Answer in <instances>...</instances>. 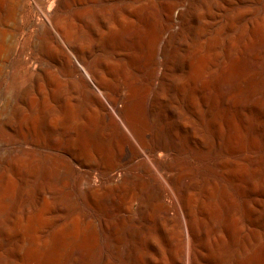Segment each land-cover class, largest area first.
I'll return each mask as SVG.
<instances>
[{"label": "bare ground", "instance_id": "1", "mask_svg": "<svg viewBox=\"0 0 264 264\" xmlns=\"http://www.w3.org/2000/svg\"><path fill=\"white\" fill-rule=\"evenodd\" d=\"M3 48L8 264H264V0H0Z\"/></svg>", "mask_w": 264, "mask_h": 264}, {"label": "rangeland", "instance_id": "2", "mask_svg": "<svg viewBox=\"0 0 264 264\" xmlns=\"http://www.w3.org/2000/svg\"><path fill=\"white\" fill-rule=\"evenodd\" d=\"M5 51L6 50H4L3 48L1 52L2 57L0 60V62H2L0 64L1 65L4 64L3 65L4 67L0 65V101L2 100L7 90L10 88V86L14 85V81L11 79V77L16 75L15 72H16V67H17L16 60L14 59V57L8 56V52L5 53ZM7 86H9V88ZM3 129H4L3 121L0 119V140L4 138L6 139V131ZM208 143H209L208 148H210L211 150L212 145L210 142ZM0 152H2L1 148H0ZM5 172L7 173V171L4 168L0 172V183L2 181V177L5 174ZM35 189H36L35 186H31L28 188L26 192L21 191V193H19L20 195H17L15 197L18 200V203H17L18 209H15L14 211H12V201L8 195L7 196L4 195L6 196L4 199L0 198V257L3 259L2 260L0 258V264H8V251L7 250L9 249V241H8L7 236L11 232V228L9 225L10 219L11 220H13V218L17 219L18 217L20 218L18 220L22 221V218L25 214L26 204L30 202L32 196L35 195L34 193ZM4 191L5 193H8L10 192V189H5ZM83 209H86V208L83 206ZM8 230H9V233H8Z\"/></svg>", "mask_w": 264, "mask_h": 264}]
</instances>
